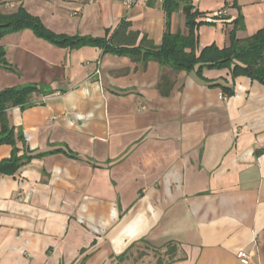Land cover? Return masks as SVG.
Segmentation results:
<instances>
[{"label":"crops","instance_id":"1","mask_svg":"<svg viewBox=\"0 0 264 264\" xmlns=\"http://www.w3.org/2000/svg\"><path fill=\"white\" fill-rule=\"evenodd\" d=\"M173 1L166 13L164 0H0V13L23 7L55 34L106 39L124 21L120 46L130 33L133 46L159 45L166 27L188 34L187 2L198 50L264 29V0ZM221 8L222 21L204 18ZM0 45L11 66L0 90L41 89L30 106L6 109L30 158L0 173V264H130L140 245L159 254L139 252L137 264H243L239 251L264 264L262 83L227 67L58 47L30 29ZM11 150L0 144V161Z\"/></svg>","mask_w":264,"mask_h":264},{"label":"trees","instance_id":"2","mask_svg":"<svg viewBox=\"0 0 264 264\" xmlns=\"http://www.w3.org/2000/svg\"><path fill=\"white\" fill-rule=\"evenodd\" d=\"M176 3L173 0H164L166 13L173 9ZM192 5L188 2L182 7L189 26L188 34L179 32L170 33L168 28L163 32L159 45L142 38L138 45H131L135 39V34L130 33L127 45L120 46L115 39L120 37L121 31L126 27L122 21L119 29L106 39L105 37H92L81 35L55 34L44 27L40 19L28 14L23 7L17 8L13 13H0V40L10 32L23 29H30L34 35L42 38L58 47L77 48L83 45L98 46L104 52L127 55L133 59L157 60L161 65H169L176 70H190L198 65V72L203 68H230L232 75H246L264 85V29H260L250 37L240 40L230 33L229 44L224 48H219L214 44L207 45L198 50L196 23L192 16ZM0 68L11 69L5 58V50L0 45ZM163 77H161L158 88L162 93L168 91ZM36 84H26L16 87H9L0 90V144H10L11 154L8 158L0 161V173L12 174L23 163L30 158L26 153H19L16 147L14 128L9 125L6 117V109L9 107L24 108L32 104L31 97L40 91ZM223 93L226 89H223ZM22 136L19 135L18 139ZM169 245V244H168ZM173 247H168L167 253L171 256ZM122 257H120L121 259Z\"/></svg>","mask_w":264,"mask_h":264},{"label":"built area","instance_id":"3","mask_svg":"<svg viewBox=\"0 0 264 264\" xmlns=\"http://www.w3.org/2000/svg\"><path fill=\"white\" fill-rule=\"evenodd\" d=\"M136 1L137 0H124V3L126 5H133L134 3H136ZM227 16L228 12L226 8H221L204 14V18L207 21H222ZM237 257L239 261L243 264H247L249 262L248 255L244 251H239L237 253Z\"/></svg>","mask_w":264,"mask_h":264},{"label":"rangeland","instance_id":"4","mask_svg":"<svg viewBox=\"0 0 264 264\" xmlns=\"http://www.w3.org/2000/svg\"><path fill=\"white\" fill-rule=\"evenodd\" d=\"M140 249H141V250H137V251H136V253L134 254V256H133V254H131L132 259H131V261H130V264H137V262L141 259V258H140L141 256L138 255L139 252H140L139 254H141V253H146L145 255L150 254V255H153L154 257H155L156 254H159L158 251L150 250V249H148V248H146V247L143 248V246H141V245H140ZM146 250H148V251H147L148 253L146 252ZM163 260L167 261L168 258H167V257H164ZM143 263H144V264H149V262H146V263H145L144 261H143Z\"/></svg>","mask_w":264,"mask_h":264}]
</instances>
